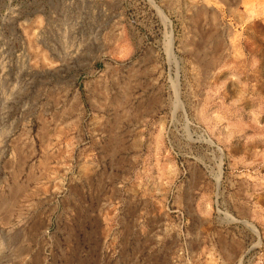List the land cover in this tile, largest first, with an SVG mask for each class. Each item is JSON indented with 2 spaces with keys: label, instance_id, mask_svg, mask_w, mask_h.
<instances>
[{
  "label": "rangeland",
  "instance_id": "rangeland-1",
  "mask_svg": "<svg viewBox=\"0 0 264 264\" xmlns=\"http://www.w3.org/2000/svg\"><path fill=\"white\" fill-rule=\"evenodd\" d=\"M247 216L264 264V0H0V264H192Z\"/></svg>",
  "mask_w": 264,
  "mask_h": 264
},
{
  "label": "crops",
  "instance_id": "crops-1",
  "mask_svg": "<svg viewBox=\"0 0 264 264\" xmlns=\"http://www.w3.org/2000/svg\"><path fill=\"white\" fill-rule=\"evenodd\" d=\"M106 123L105 121L103 139L106 151L108 148L109 152H115L114 148H117V153H121L124 149L127 152L135 148L134 142L126 147V140H128V136L132 135L133 131H143L142 127H139L140 123L131 120L126 122L121 117H119V120L115 119L108 122V124ZM127 128H129V131ZM142 136L143 134L141 133L140 138ZM245 205L247 207L248 202L242 204V206ZM243 221L250 223L251 220L248 216L240 221H230L225 217L217 218L209 221V226H212V228L204 231L200 228V231L195 234L187 232L192 264H232L233 261L244 256L246 253L244 248L249 245V242H253L254 239L253 233L250 234L249 228L243 224ZM234 225H241L242 227L238 229Z\"/></svg>",
  "mask_w": 264,
  "mask_h": 264
},
{
  "label": "bare ground",
  "instance_id": "bare-ground-1",
  "mask_svg": "<svg viewBox=\"0 0 264 264\" xmlns=\"http://www.w3.org/2000/svg\"><path fill=\"white\" fill-rule=\"evenodd\" d=\"M2 206V205H1ZM3 208V207H2ZM5 208V207H4ZM246 225L256 234V230L252 224L246 223Z\"/></svg>",
  "mask_w": 264,
  "mask_h": 264
}]
</instances>
